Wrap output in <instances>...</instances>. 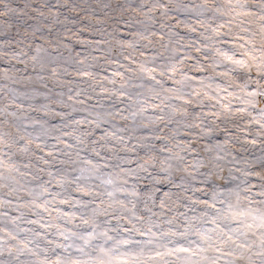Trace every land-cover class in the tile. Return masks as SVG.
<instances>
[{
  "label": "snow or ice",
  "instance_id": "1",
  "mask_svg": "<svg viewBox=\"0 0 264 264\" xmlns=\"http://www.w3.org/2000/svg\"><path fill=\"white\" fill-rule=\"evenodd\" d=\"M97 7L0 0V264H264V0Z\"/></svg>",
  "mask_w": 264,
  "mask_h": 264
},
{
  "label": "rangeland",
  "instance_id": "2",
  "mask_svg": "<svg viewBox=\"0 0 264 264\" xmlns=\"http://www.w3.org/2000/svg\"><path fill=\"white\" fill-rule=\"evenodd\" d=\"M9 2L11 3L12 7L22 8L25 3H32L33 6L35 7L36 4L39 2V0H9ZM53 2H54V0H53ZM75 2L81 4L85 8H89L90 10L96 9L97 15H100V10L97 7V4L100 3V0H75ZM104 2H107V0H104ZM67 14L68 13L65 12V15H67ZM25 20H27L28 24L35 23V21L28 20L27 17H21L19 19H17L16 17H11L10 23H12L13 25H18L20 27L21 35L17 36L16 27H13L11 32L8 33L7 35L0 34V40H4V39H8V38L22 39L23 38V35H22L23 29H24V27H26V25L24 23ZM0 23H2V21H0ZM25 43H27V41ZM37 43H39V41H37ZM165 190H167V189H165ZM10 215H16V213L10 212ZM29 218L34 219L35 217H29ZM113 223H115V222H113ZM22 227H30V225L25 224V225H22Z\"/></svg>",
  "mask_w": 264,
  "mask_h": 264
}]
</instances>
